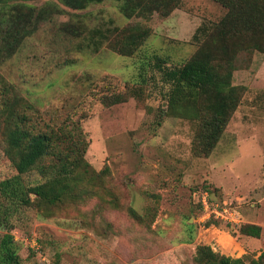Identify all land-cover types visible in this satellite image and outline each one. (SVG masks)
Here are the masks:
<instances>
[{
  "label": "rangeland",
  "instance_id": "rangeland-1",
  "mask_svg": "<svg viewBox=\"0 0 264 264\" xmlns=\"http://www.w3.org/2000/svg\"><path fill=\"white\" fill-rule=\"evenodd\" d=\"M47 3L60 9L0 63V88L18 100V113L42 128H71L92 179L79 204H57L45 215L36 207L20 212L11 235L22 263L197 264L200 245L235 258L223 235L235 239L237 231L199 220V192L209 188L214 199L240 201L244 220L254 202L239 198L226 177L225 190L214 185L213 159L223 164L234 157L217 154L221 140L206 158L193 152L198 123L168 112L169 87L152 68L157 58L167 66L187 61L203 38L194 40L197 29L211 28L226 10L211 0H183L168 16L144 20L126 18L114 0L77 11L56 0L29 4ZM130 28H147L149 36L132 56H121L111 46ZM235 67L236 85L264 83V53L244 50ZM118 94L124 101L111 104L109 97ZM4 149L1 132L0 180L15 174ZM245 160V168L252 167Z\"/></svg>",
  "mask_w": 264,
  "mask_h": 264
},
{
  "label": "trees",
  "instance_id": "trees-1",
  "mask_svg": "<svg viewBox=\"0 0 264 264\" xmlns=\"http://www.w3.org/2000/svg\"><path fill=\"white\" fill-rule=\"evenodd\" d=\"M34 1L38 0H0V63L15 54L40 21L49 19L60 9L56 3L41 7L29 4ZM56 1L77 11L105 0ZM114 1L119 3L126 18L148 20L153 13L168 16L183 0ZM211 1L226 13L211 28L197 29L194 40L198 34L203 38L197 40L198 48L193 55L178 66H167L165 60L157 58L152 67L160 81L169 87L165 95L168 112L197 121L193 152L203 158L218 144L247 90L246 86L233 83L237 55L244 50L264 53V0ZM76 28L73 26L72 32ZM140 29L125 31V37L111 46L113 51L132 56L149 36L147 28ZM6 93L7 89L1 87L0 133L3 132L4 152L15 174L0 180V264H23L11 235L17 216L27 208L44 209L45 215L51 206L81 203L88 192L85 185L91 181L92 171L84 159L82 141L73 139L71 128L53 129L49 125L42 128L24 113H18L15 110L18 100L15 97L10 100ZM109 99L111 104L124 101L120 94ZM30 174L32 180L28 178ZM204 189L210 193L209 188ZM210 223L214 221L206 225ZM237 231L240 235L259 238L261 228L243 224ZM194 260L197 264H264V251L257 258L251 255L232 258L200 245ZM52 264L59 261L56 259Z\"/></svg>",
  "mask_w": 264,
  "mask_h": 264
},
{
  "label": "crops",
  "instance_id": "crops-1",
  "mask_svg": "<svg viewBox=\"0 0 264 264\" xmlns=\"http://www.w3.org/2000/svg\"><path fill=\"white\" fill-rule=\"evenodd\" d=\"M255 80L250 85L244 84L247 90L242 103L234 112L227 125L228 129L224 130L220 139L224 143V149L217 154L226 157L228 153L229 157H234L233 161L223 164H216L215 159L212 161L214 185L222 191L225 190L221 180L226 177L232 191L242 193L239 198L253 201L254 207L253 204L249 205L244 213L245 223L261 228L259 238L240 235L238 231L235 239L227 235L228 233L223 235L227 242L225 248L235 258L246 255L257 258L264 251V83L260 79L262 84H257ZM249 158L252 167L245 168V159ZM256 207L258 211L254 210Z\"/></svg>",
  "mask_w": 264,
  "mask_h": 264
},
{
  "label": "built area",
  "instance_id": "built-area-1",
  "mask_svg": "<svg viewBox=\"0 0 264 264\" xmlns=\"http://www.w3.org/2000/svg\"><path fill=\"white\" fill-rule=\"evenodd\" d=\"M239 203L234 199H214L211 197L208 190L202 189V191L199 192V206L201 211L199 220L204 224L213 220L214 223L219 222L237 231L239 227L245 224L242 211L238 206ZM209 228L211 227H206V229Z\"/></svg>",
  "mask_w": 264,
  "mask_h": 264
}]
</instances>
